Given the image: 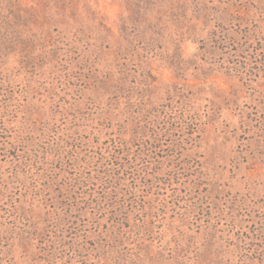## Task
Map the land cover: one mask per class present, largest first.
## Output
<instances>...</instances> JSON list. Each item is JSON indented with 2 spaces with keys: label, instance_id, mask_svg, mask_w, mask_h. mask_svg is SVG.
<instances>
[{
  "label": "rangeland",
  "instance_id": "374dc122",
  "mask_svg": "<svg viewBox=\"0 0 264 264\" xmlns=\"http://www.w3.org/2000/svg\"><path fill=\"white\" fill-rule=\"evenodd\" d=\"M0 264H264V0H0Z\"/></svg>",
  "mask_w": 264,
  "mask_h": 264
},
{
  "label": "clouds",
  "instance_id": "9594fccd",
  "mask_svg": "<svg viewBox=\"0 0 264 264\" xmlns=\"http://www.w3.org/2000/svg\"><path fill=\"white\" fill-rule=\"evenodd\" d=\"M111 11H113V12H114V11H115V9H112Z\"/></svg>",
  "mask_w": 264,
  "mask_h": 264
}]
</instances>
